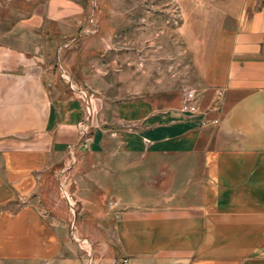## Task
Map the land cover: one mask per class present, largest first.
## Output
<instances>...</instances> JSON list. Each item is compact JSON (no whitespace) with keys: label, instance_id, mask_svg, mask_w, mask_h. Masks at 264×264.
Masks as SVG:
<instances>
[{"label":"crops","instance_id":"0c3cea01","mask_svg":"<svg viewBox=\"0 0 264 264\" xmlns=\"http://www.w3.org/2000/svg\"><path fill=\"white\" fill-rule=\"evenodd\" d=\"M181 2L188 37L199 41L192 89L81 99L61 83L59 54L44 47L55 29L46 25L60 22L44 15L25 16V48H0V149L25 136V238L39 245L25 255H61L67 229L39 211L46 185L65 175L86 185L101 217L74 225L100 233L88 236L86 264H264V0ZM84 54L91 59L69 54L76 80L74 71L103 70L99 50ZM187 90L196 114L180 110ZM12 168L6 158L3 182ZM69 250L67 263L85 264Z\"/></svg>","mask_w":264,"mask_h":264},{"label":"rangeland","instance_id":"374dc122","mask_svg":"<svg viewBox=\"0 0 264 264\" xmlns=\"http://www.w3.org/2000/svg\"><path fill=\"white\" fill-rule=\"evenodd\" d=\"M26 15H44L60 21L46 25L55 29L51 31L54 34L44 32L43 44L59 54L55 67L61 83L69 91L76 88L81 99L93 94L114 99L159 88L192 89L200 82L194 56L199 41L188 37L191 24L188 28L185 23L181 0H0V48H25ZM191 17L190 20H197L196 14ZM99 27L104 35L97 33ZM92 48L99 50L100 54L93 58L103 63V70L74 71L78 80L71 77V50L77 51L79 62H85L91 58L85 57L84 52ZM85 79L89 80L88 86ZM12 147L11 151L0 149V264H69L71 245L78 259L89 263L94 256L89 237L100 233L80 235L74 225L87 216L89 223L100 224L101 217L92 215L96 201L87 195L86 185L71 184L65 175L62 183L46 185L50 198L42 201L39 211L40 216L55 217L67 229L61 232V255L49 260L25 255V251L39 246L25 238V136H13ZM6 158L13 160V181L8 183L3 182L2 172ZM36 186L32 185L31 191H36ZM97 195L100 196V189ZM76 261L73 259V264Z\"/></svg>","mask_w":264,"mask_h":264},{"label":"built area","instance_id":"2783aa9c","mask_svg":"<svg viewBox=\"0 0 264 264\" xmlns=\"http://www.w3.org/2000/svg\"><path fill=\"white\" fill-rule=\"evenodd\" d=\"M180 110L189 114H196L198 112V105L193 90H187L182 100ZM125 260L121 264H125Z\"/></svg>","mask_w":264,"mask_h":264}]
</instances>
